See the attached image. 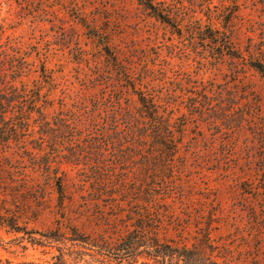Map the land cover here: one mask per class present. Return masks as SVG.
I'll list each match as a JSON object with an SVG mask.
<instances>
[{"label": "rangeland", "instance_id": "1", "mask_svg": "<svg viewBox=\"0 0 264 264\" xmlns=\"http://www.w3.org/2000/svg\"><path fill=\"white\" fill-rule=\"evenodd\" d=\"M154 2L174 26L140 0H0V82L40 91L50 121L74 126L81 138H68L81 150L137 115L139 92L170 113L179 143L163 179L151 177L147 203L100 195L89 153L83 164L38 165L28 151L39 133L22 136L0 152V264H161L115 250L144 213L163 243L218 264H264V75L251 66L264 61V0ZM216 30L240 58H218ZM122 151L133 155L105 151L116 181L136 177L141 153ZM11 218L21 231L5 224ZM73 229L93 245L69 241Z\"/></svg>", "mask_w": 264, "mask_h": 264}, {"label": "trees", "instance_id": "2", "mask_svg": "<svg viewBox=\"0 0 264 264\" xmlns=\"http://www.w3.org/2000/svg\"><path fill=\"white\" fill-rule=\"evenodd\" d=\"M140 1L153 16L174 26L171 17L154 0ZM216 33L219 36L211 37V40H215V48L220 52L217 55L218 58L223 59L225 56H229L232 59L240 58L225 32L216 30ZM251 66L264 75V61L255 59V61H252ZM19 76L17 75V78ZM15 81L16 79L5 83L4 81L0 82V152L3 150L7 151L14 143L22 144V136H32V133L38 132L39 136L32 139L34 140V149L28 151L30 156H32L31 159L38 161V165L41 164L49 169L53 165L60 164L59 161H55L59 157L64 158L66 164H83V160L89 153L91 156H89L87 161L98 159L96 165L98 170L92 175L91 182L100 195H103L104 192H112L111 197L116 196L120 199L124 197L123 200L128 202L140 200L138 197L142 196V198L147 199L148 203V199L152 196L146 189L151 187V177L153 176L157 179L160 174V180L163 179L161 173L162 168H166V159L173 161L175 154L178 152L179 144L171 115L162 110V105L158 101L142 92H136L139 103L137 115L132 112L127 113L125 118L127 120L126 125L122 129L119 126L123 124L119 118L115 119L114 117L115 128L117 129L112 132L103 131V135L108 139L103 142L95 138L89 145H86L88 149L86 151L81 150V146L79 147L78 144L73 142V140L77 141V138H81V136L77 133L76 135L70 134L77 129L70 125L66 119H61L62 123L58 124L50 121L49 106L44 105L43 95H41L40 91L35 96H32L30 89L19 87ZM36 128L38 130H35ZM65 139H69L73 146L69 153L62 155L60 146L62 141H66ZM49 148L52 152H50ZM106 148L107 152L109 150L114 152L117 160L124 159V156L133 155V153L124 154L125 151H122V148H125V150L135 148L140 151L141 153H138V163H135L137 167L134 169L136 177H128L123 174L116 181L115 168L110 169L106 163ZM58 150L60 151L59 153ZM0 159L1 161L7 160L1 155ZM1 161L0 163H2ZM127 162L131 163V161ZM168 164L170 165V163ZM261 176H264V165ZM54 178H57L59 206L63 207L64 187L60 180L61 177L56 176ZM147 219L149 218L145 213L139 215V219L133 223L134 228L123 237L117 248H115V250L121 252L122 258L139 256L142 252H145L161 264H218L217 261L203 255L196 248H190L186 245L178 247L170 243L161 242L157 237V229L149 226ZM5 224L15 231L22 230V227L18 226L12 218L5 221ZM74 230L76 232L70 233L69 241L93 245V242L90 241L92 240L91 238L77 233L76 229ZM45 236L52 239L56 238L57 235ZM140 250L142 251L140 252Z\"/></svg>", "mask_w": 264, "mask_h": 264}]
</instances>
